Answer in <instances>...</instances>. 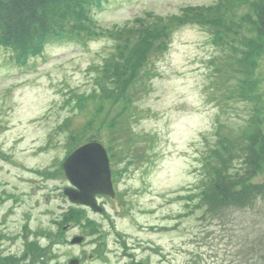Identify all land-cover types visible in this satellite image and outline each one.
<instances>
[{"label":"rangeland","instance_id":"obj_1","mask_svg":"<svg viewBox=\"0 0 264 264\" xmlns=\"http://www.w3.org/2000/svg\"><path fill=\"white\" fill-rule=\"evenodd\" d=\"M260 2L107 0L97 34H64L21 67L0 49V264H264V196L213 207L200 188L216 157L246 151L250 122L264 130ZM140 25L167 26V46L122 90L123 49L160 45ZM91 140L114 157L100 214L62 193L60 163ZM255 171L264 184V161Z\"/></svg>","mask_w":264,"mask_h":264},{"label":"trees","instance_id":"obj_2","mask_svg":"<svg viewBox=\"0 0 264 264\" xmlns=\"http://www.w3.org/2000/svg\"><path fill=\"white\" fill-rule=\"evenodd\" d=\"M104 1L107 0H0V49L12 51L11 53L14 54L18 64L26 65L27 60L41 54L47 44L67 37L64 34L79 38L86 35V33L89 34V37L97 34V25L93 22L91 13L93 8L100 7ZM263 7L261 2L255 5L261 28H264V20L262 21L264 16ZM75 10H78V12ZM136 21L138 24L146 23V19L140 20L139 18L135 19ZM129 26L126 25V27ZM140 26L150 27L152 31L150 37L159 39L160 45L153 47V43L143 45L144 41L140 43L135 41V45L123 49L124 54L128 53V71L122 90L127 89L136 82L143 67L147 65L152 52L162 50L167 46L166 40L170 34L167 26ZM126 37H129V35ZM128 39L131 40V36ZM130 45L128 44V46ZM115 64L112 67L116 69L118 65ZM254 122H250L251 130L244 138L247 141L246 151L240 148L236 155L249 153V162L241 159L243 160L241 170L233 174L228 172L225 179V175L220 173L227 170V167L236 156L229 158L225 154L224 156L219 155L220 157L215 158L218 166L214 165L218 175L217 178L210 177L209 171L203 174V177L207 174L205 178L210 179L206 182L204 178L201 181L200 188L204 190V196L209 189L207 199L213 207L228 206L230 204L243 206L246 201L250 203L251 197L256 199V197L264 196V184L252 182L257 175L255 170L264 161V130L253 129ZM114 123L115 120L112 121V127H114ZM203 166L204 168L208 167V163L204 161ZM212 167L213 164L211 169Z\"/></svg>","mask_w":264,"mask_h":264},{"label":"water","instance_id":"obj_3","mask_svg":"<svg viewBox=\"0 0 264 264\" xmlns=\"http://www.w3.org/2000/svg\"><path fill=\"white\" fill-rule=\"evenodd\" d=\"M66 176L74 188L65 190L72 203L91 207L95 212L103 208L96 202V195L114 197L111 173L105 149L92 142L77 148L64 162ZM82 237H75L71 243L77 244ZM70 264H79L77 260Z\"/></svg>","mask_w":264,"mask_h":264}]
</instances>
